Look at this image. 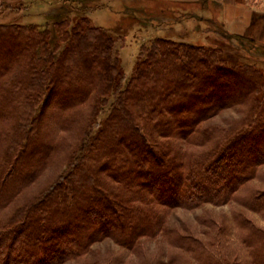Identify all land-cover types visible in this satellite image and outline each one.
Segmentation results:
<instances>
[{
	"label": "trees",
	"instance_id": "obj_1",
	"mask_svg": "<svg viewBox=\"0 0 264 264\" xmlns=\"http://www.w3.org/2000/svg\"><path fill=\"white\" fill-rule=\"evenodd\" d=\"M220 52L155 39L123 87L115 37L88 17L0 24V264H107L94 250L106 240L143 264L151 243L165 264H237L215 221L199 237L169 223L230 204L264 220V190L239 195L264 166V74ZM234 108L241 120L208 123ZM74 128L75 145L59 138ZM57 161L54 181L18 202ZM234 222L264 264V229Z\"/></svg>",
	"mask_w": 264,
	"mask_h": 264
},
{
	"label": "rangeland",
	"instance_id": "obj_2",
	"mask_svg": "<svg viewBox=\"0 0 264 264\" xmlns=\"http://www.w3.org/2000/svg\"><path fill=\"white\" fill-rule=\"evenodd\" d=\"M199 2L203 4L205 1L200 0ZM250 3L256 4L258 9L255 12L252 28L245 39L254 40V46L249 42L245 44L240 38L228 39L222 29V24L218 22V17H213L217 13L216 9L213 8L208 13L210 7H205V4L172 8L165 5V0H0V24H35L53 30L55 22L66 16L88 17L95 26L104 28L115 37L116 48L119 51L125 76L122 86L125 87L134 72L141 47L159 38L192 46L220 49L219 56L226 58L231 65L235 62H243L264 74V0H251ZM200 6L201 8H198ZM193 8L197 11L202 9V11H198V15L185 17L184 13ZM212 13L213 16L210 18ZM198 16L208 22H200ZM213 26L219 30H215ZM52 41H54V37ZM54 106L56 105L50 104L46 108V112L58 113V107ZM105 112H108V107L98 117V121L103 119ZM243 112H247V109L226 110L208 123L225 125V122L229 121L226 123L229 124L234 120H241ZM83 113L84 115L89 113V103L85 105ZM208 123L204 126H207ZM57 125L59 124L52 125L56 131L60 128V125ZM98 125L99 123L95 129H98ZM49 131L45 129L44 132ZM60 133H58L60 134L59 138L67 139V144L75 145L78 138V134L75 135L77 133H75V128L71 132ZM62 165L61 161H57L56 165L45 172L19 198L18 202L22 201L24 197L27 198L40 192L46 185L52 183L59 172L57 169ZM256 190H264V166L260 168L257 178L246 185L239 195L243 196ZM239 213L264 229V220L259 215L244 211L236 204L224 207L206 206L195 211L176 209L170 213L169 223L178 228L180 232L187 230L199 237L202 234L200 222L204 219L215 221L225 228V236L222 241L230 260L237 264H250L248 253L237 239L239 234L234 218ZM158 244H150L152 253L149 255V261L151 264H165L168 260L165 255H162L165 252L164 245ZM94 250L99 253V255L96 254L97 258L105 259L107 264H143L140 260L131 258L125 250L120 249L109 240L95 245Z\"/></svg>",
	"mask_w": 264,
	"mask_h": 264
},
{
	"label": "crops",
	"instance_id": "obj_3",
	"mask_svg": "<svg viewBox=\"0 0 264 264\" xmlns=\"http://www.w3.org/2000/svg\"><path fill=\"white\" fill-rule=\"evenodd\" d=\"M79 1V0H78ZM200 0H165V5L167 7L171 6L175 7H187L194 5H203L206 7H210L208 10L216 9L217 13L213 16V13L210 15V18L218 17V22L222 24L223 31L232 37L244 39L252 28L255 12L258 9L256 4L250 3L251 0H204L205 2L202 4L199 2ZM84 2V1H82ZM179 7V8H180ZM198 8H201L198 7ZM168 9V8H167ZM198 11H202L199 9ZM198 11L193 8L189 12H185V17L198 15ZM205 13V14H208ZM200 22H208L205 19H202L201 16H198ZM204 18V17H203ZM210 21V20H209ZM217 22V21H216ZM215 23V22H213ZM215 30H219L216 26H213ZM175 39V38H173ZM249 41H247L248 43Z\"/></svg>",
	"mask_w": 264,
	"mask_h": 264
}]
</instances>
